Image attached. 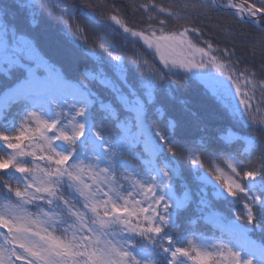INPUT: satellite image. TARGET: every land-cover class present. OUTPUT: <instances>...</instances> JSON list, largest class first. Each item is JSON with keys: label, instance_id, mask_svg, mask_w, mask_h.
<instances>
[{"label": "snow or ice", "instance_id": "6c2138e0", "mask_svg": "<svg viewBox=\"0 0 264 264\" xmlns=\"http://www.w3.org/2000/svg\"><path fill=\"white\" fill-rule=\"evenodd\" d=\"M129 7L146 16L139 30L91 0H0V264H264V165L245 168L257 152L264 160V67L241 71L235 52L201 41L195 24L168 28L228 11L264 47V0ZM45 16L64 22L82 56L99 58L83 79L26 31ZM97 25L105 34L89 48ZM218 27L235 39L233 25ZM112 34L151 50L152 61L133 53L136 83ZM181 75L205 85L228 124L169 103L168 78Z\"/></svg>", "mask_w": 264, "mask_h": 264}, {"label": "trees", "instance_id": "16d2710c", "mask_svg": "<svg viewBox=\"0 0 264 264\" xmlns=\"http://www.w3.org/2000/svg\"><path fill=\"white\" fill-rule=\"evenodd\" d=\"M69 3L77 2L80 4L88 3L89 0H68ZM97 8L107 7L111 10L113 7L122 10L124 18L127 20L130 26H135L137 30L144 27L143 21L146 16L143 13L134 14L129 5L133 3V0H91ZM137 3H146L148 0H135ZM181 0H157V3L161 5H170L176 7ZM101 13L97 11V19L100 18ZM165 19L164 16L160 17ZM211 20V23L209 22ZM83 23V21H78ZM39 27L27 28L26 31L38 38V41L42 49L59 64L64 66L67 76L70 79H83V69L85 67H91L93 64L99 62L98 57H84L75 48H73L71 41L63 33V21L56 16H45L43 21H38ZM195 26L199 27L202 32V36L199 38L201 41L208 40L214 43V46L221 49L227 47L230 51H234L235 55L232 57L233 62L238 61V67L241 71L245 68H249L257 73L264 67V47H260L256 44V41L261 39L262 34L250 24H237L236 20L229 14L228 11H218L209 13L208 18L201 20H170L168 21V28L170 30H177L181 26ZM231 24L235 28V39L228 41L224 34L220 31L218 25ZM104 35L105 30L101 26H90L88 28V45L92 48L93 41L96 39V35ZM107 39L113 41L118 48L121 49V54L125 56L127 60V76L130 83H136L141 72L136 67L135 58L133 53H139L144 59L149 61L153 60L152 53L149 49L142 47V43H133L131 41H124L122 36L115 34L108 35ZM197 39V37H193ZM201 46L203 44L201 43ZM156 59L158 67H162L159 64V60ZM183 75V73H181ZM2 75V74H0ZM181 76H170L168 78V84L170 88L166 90L169 97V103H176L177 110H179V101L184 100L192 105L193 110L201 112L206 117L212 115L218 126H224L228 124L229 118L222 113L224 112L223 105H218L210 97V93L205 95V85L196 81L195 85L187 80H183ZM190 76V75H189ZM259 95V94H258ZM175 97V101L171 98ZM153 123V127H159ZM106 128H111V125L105 124ZM259 135V134H255ZM262 144H264V138H262ZM2 154V153H0ZM199 155V153H197ZM124 159L129 160L132 164L138 165V161L131 157L125 156ZM205 165L207 167V159L205 158ZM264 165V160L260 158V153L257 152L251 157V162L245 161L246 170H255ZM2 199V197H0ZM221 211L225 210L227 206H218ZM238 208L237 211H240ZM231 215V213H229ZM241 223H246L243 217H240ZM199 231L208 233L209 229L201 225ZM182 229H177L175 235L179 238L181 236ZM254 239L259 240L261 233L254 232L251 234ZM19 264V262H18Z\"/></svg>", "mask_w": 264, "mask_h": 264}, {"label": "rangeland", "instance_id": "374dc122", "mask_svg": "<svg viewBox=\"0 0 264 264\" xmlns=\"http://www.w3.org/2000/svg\"><path fill=\"white\" fill-rule=\"evenodd\" d=\"M142 43V42H141ZM158 58V57H157ZM197 59H199V56H197ZM181 72H183V70H180ZM193 71H197L196 69H193ZM214 71V70H213ZM191 75V73H188ZM234 90V89H233Z\"/></svg>", "mask_w": 264, "mask_h": 264}]
</instances>
